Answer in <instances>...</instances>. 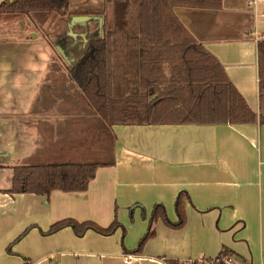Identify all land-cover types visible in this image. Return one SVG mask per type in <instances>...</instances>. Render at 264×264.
<instances>
[{"label": "crops", "instance_id": "crops-1", "mask_svg": "<svg viewBox=\"0 0 264 264\" xmlns=\"http://www.w3.org/2000/svg\"><path fill=\"white\" fill-rule=\"evenodd\" d=\"M69 2L70 17L99 21L109 10L104 0ZM173 12L259 113L264 0H222L216 9L181 6ZM87 42L79 55L77 48L65 51L70 63L49 43L29 60L19 44L0 53V264H168L221 250L264 264V125L111 126L85 103L70 75ZM136 62L122 61L114 98L139 88ZM112 107L110 116L116 114ZM91 160L113 165L100 166L84 192H8L16 166ZM180 193L185 226L158 220L153 239L133 253L157 204L178 221ZM68 218L103 227L117 219L121 226L111 235L88 229L78 236L71 226L49 233Z\"/></svg>", "mask_w": 264, "mask_h": 264}, {"label": "trees", "instance_id": "trees-1", "mask_svg": "<svg viewBox=\"0 0 264 264\" xmlns=\"http://www.w3.org/2000/svg\"><path fill=\"white\" fill-rule=\"evenodd\" d=\"M104 1L113 7V30H108L104 18L101 36L89 39L84 55L69 68L72 79L103 120L111 126L116 123L264 125V41L258 43L260 109L257 113L231 83L218 59L185 29L173 12L181 6L216 9L222 6V0ZM69 6V0H7L0 5V15L66 14ZM132 59L137 60L136 68L132 66L133 74L141 76L139 88L125 98L118 93L114 98L122 61ZM116 103L122 109L110 116L109 110ZM107 165H113V161L16 166L8 192L45 196L54 190L84 192L95 178L96 170ZM184 196L185 193H180L176 201L177 222L167 217L164 205L154 207L149 228L133 253L142 252L144 245L153 239L158 220L177 229L185 226ZM67 226L78 236L88 229L111 235L121 223L114 219L110 226L103 227L92 221L80 223L68 218L52 225L49 233ZM167 262L176 264L171 259Z\"/></svg>", "mask_w": 264, "mask_h": 264}, {"label": "rangeland", "instance_id": "rangeland-1", "mask_svg": "<svg viewBox=\"0 0 264 264\" xmlns=\"http://www.w3.org/2000/svg\"><path fill=\"white\" fill-rule=\"evenodd\" d=\"M106 24L108 30L112 31L114 28L115 18L113 17V7L107 4ZM73 17V16H72ZM70 16L61 13H28L27 15H0V53L4 52L7 48L12 49L18 44L24 49L21 54H26V59L32 58L33 54H37L40 51L46 49V44L49 43V48L55 53H59L57 45L61 44V48H64L66 52H71L72 48L75 49V53L79 55L80 45L84 40H89L96 36H101L103 29L100 31L99 21L95 20H81L75 22L71 29L68 26L70 22ZM24 23V24H23ZM34 23H38V28L34 26ZM37 35L35 37L32 33ZM40 37V38H39ZM44 38V39H43ZM22 42V44H20ZM56 47V48H55ZM84 47L81 46V51ZM15 52V51H13ZM75 55V56H77ZM62 57V56H61ZM17 62L19 56L15 57ZM4 66V64H3ZM85 103L86 99H85ZM121 104L116 103L115 107H112V112H116ZM113 114V113H112ZM91 120L87 121L90 122ZM89 124V123H88ZM107 160V159H106ZM150 221V219H149ZM247 259V256L240 251L235 250ZM215 256L217 254L202 253V255ZM260 264V263H255Z\"/></svg>", "mask_w": 264, "mask_h": 264}, {"label": "built area", "instance_id": "built-area-1", "mask_svg": "<svg viewBox=\"0 0 264 264\" xmlns=\"http://www.w3.org/2000/svg\"><path fill=\"white\" fill-rule=\"evenodd\" d=\"M176 264H252L249 260L241 258L234 253L221 250L215 256L200 255L197 257H187L176 261Z\"/></svg>", "mask_w": 264, "mask_h": 264}, {"label": "water", "instance_id": "water-1", "mask_svg": "<svg viewBox=\"0 0 264 264\" xmlns=\"http://www.w3.org/2000/svg\"><path fill=\"white\" fill-rule=\"evenodd\" d=\"M98 18H99V26H100V31H101L102 28H103L104 18H102V17H98ZM70 19L71 20H70V22L68 24V26L70 27V29H71V27H72L73 24H76L75 22H79L81 20H91V18L89 16H79V17L74 16V17H71ZM60 45L61 44L57 45V48L59 49V53H61L62 54L61 56L64 57V59L67 62L70 63L69 56L67 55V53H65V49L64 48H61Z\"/></svg>", "mask_w": 264, "mask_h": 264}]
</instances>
